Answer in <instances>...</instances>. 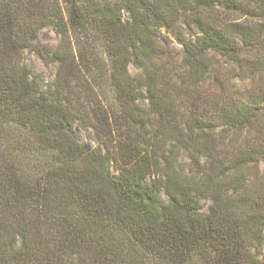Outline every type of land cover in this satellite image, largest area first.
Masks as SVG:
<instances>
[{"label":"trees","instance_id":"1","mask_svg":"<svg viewBox=\"0 0 264 264\" xmlns=\"http://www.w3.org/2000/svg\"><path fill=\"white\" fill-rule=\"evenodd\" d=\"M0 264H264V0H0Z\"/></svg>","mask_w":264,"mask_h":264},{"label":"rangeland","instance_id":"2","mask_svg":"<svg viewBox=\"0 0 264 264\" xmlns=\"http://www.w3.org/2000/svg\"><path fill=\"white\" fill-rule=\"evenodd\" d=\"M41 36H42L41 40H43L44 42H49V41L53 40V37L49 33H43ZM50 37H51V39H50ZM175 47L180 51L182 50V48L179 47L177 44H175ZM33 60H34L35 69L38 73V77L42 80V82H48L49 78L51 77V75L53 73L51 70V67L50 68L46 67L37 58H33ZM131 71L133 74L137 73V70L134 66L131 67ZM82 138L85 141L87 138L86 134L83 133ZM203 203L206 206V209L204 210L206 212L210 203L208 201H204Z\"/></svg>","mask_w":264,"mask_h":264}]
</instances>
